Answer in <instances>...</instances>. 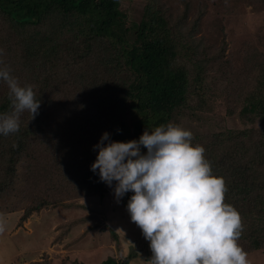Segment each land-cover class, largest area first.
Wrapping results in <instances>:
<instances>
[{
    "label": "trees",
    "instance_id": "obj_1",
    "mask_svg": "<svg viewBox=\"0 0 264 264\" xmlns=\"http://www.w3.org/2000/svg\"><path fill=\"white\" fill-rule=\"evenodd\" d=\"M0 18L18 38L27 66L22 70L32 73L38 88L35 98L47 105L44 108L53 109L59 96L62 108L69 109L67 121H78L70 107L79 109L74 105L81 100L79 119L101 124L104 118L102 133L108 131L112 140L138 139L145 129L171 122L177 112L200 110L207 103L204 63L155 3L147 2L134 31L125 28L127 14L120 9L119 0H0ZM60 50L71 57L66 64L57 62ZM4 62L17 76L12 60ZM254 71L253 87L240 110L241 117L251 122L264 121V63ZM1 83L0 113H9V90L1 93ZM46 88L58 95L44 98L41 89ZM43 113L32 118L29 111L22 112L21 135L29 134L33 128L26 124ZM17 132L0 134V200L19 197L27 201L30 214L56 205L51 194L59 186L82 188L100 197L113 191L90 168L98 152L93 145L99 139L85 146L79 133L80 137L70 135L66 140L61 133L59 140L48 143L47 153L52 156L46 153L33 160L23 158L26 142L22 138L8 137ZM256 136L246 129L215 133L203 140L193 135L192 140L204 147L213 174L225 181L224 202L241 216L238 243L247 254L264 248V130L259 139ZM142 151L146 149L142 147ZM131 194L121 198L125 206ZM15 207L11 201L9 211ZM5 211L1 209L0 215ZM133 257L77 264H129Z\"/></svg>",
    "mask_w": 264,
    "mask_h": 264
},
{
    "label": "rangeland",
    "instance_id": "obj_2",
    "mask_svg": "<svg viewBox=\"0 0 264 264\" xmlns=\"http://www.w3.org/2000/svg\"><path fill=\"white\" fill-rule=\"evenodd\" d=\"M119 1L120 9L127 14L125 28L131 31L137 28L147 2L158 5L172 28L180 31L184 40L195 47L197 60L204 63L208 91L206 105L200 110L177 112L172 123L190 129L201 140L210 139L215 133L246 129H251L259 139L264 121L251 122L241 117L240 110L247 92L253 87L256 66L264 63L263 0ZM2 22L0 18V49L3 50L0 67L5 66V59L12 60V69L20 72L15 75L20 78L18 82L32 86L35 93L38 88L32 73L22 70L26 64L22 60L18 38ZM56 56L59 64H66L70 57L61 50ZM1 84V93L8 91L7 84ZM41 90L47 99L58 95L51 88ZM81 102L74 105L79 109L70 107L78 121L71 118L69 122L65 118L70 114L69 109L62 108L59 96L53 109L44 108L45 103L41 101L42 109L38 112L43 111V116L26 124L33 128L29 134L21 135L24 131L19 130L8 137L22 138L26 142L23 158L31 156L33 160L46 157L48 143L59 140L61 133L65 140L66 136L82 135L85 146L91 144L102 135L104 118L101 124H96L97 120L81 121ZM60 187L51 194L56 205L30 214L26 211L27 201L19 197L0 200V210H6L0 215V264L100 263L109 257L119 260L130 254L134 257L129 264H151L149 241L131 221L122 199L116 201L113 191L100 197L82 188ZM11 201L16 206L13 211H9ZM24 214L26 218H23ZM247 258L250 264H264V248L247 254Z\"/></svg>",
    "mask_w": 264,
    "mask_h": 264
},
{
    "label": "clouds",
    "instance_id": "obj_3",
    "mask_svg": "<svg viewBox=\"0 0 264 264\" xmlns=\"http://www.w3.org/2000/svg\"><path fill=\"white\" fill-rule=\"evenodd\" d=\"M0 81L12 103L11 112L0 113V134L8 135L19 130L22 112L38 114L40 100L7 66L0 67ZM192 140L190 129L172 122L145 129L138 139L112 140L104 131L90 168L113 187L117 202L132 193L126 208L149 241L151 264H250L238 243L241 216L224 202L225 181Z\"/></svg>",
    "mask_w": 264,
    "mask_h": 264
}]
</instances>
